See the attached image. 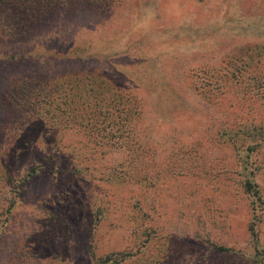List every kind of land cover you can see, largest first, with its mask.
Returning a JSON list of instances; mask_svg holds the SVG:
<instances>
[{"label":"rangeland","instance_id":"1","mask_svg":"<svg viewBox=\"0 0 264 264\" xmlns=\"http://www.w3.org/2000/svg\"><path fill=\"white\" fill-rule=\"evenodd\" d=\"M47 6L56 10L53 18L36 25L33 32L0 36V118L7 112L12 82L99 70L139 99L140 135L154 144V172L165 174L168 165L177 162L170 166L174 178L162 181L156 195L160 211L155 216L163 242L189 243L190 255L182 264H205L214 258L206 251L209 241L245 247L251 215L238 184L237 156L215 137L223 121L248 116L241 114L233 90L214 99L218 105H213L193 91V81L202 69L211 74L226 70L229 57L241 46L264 43V0H57ZM90 48L99 56L82 59L85 52L81 58L67 57L69 50ZM148 69L154 73L151 80L171 86L185 104L166 99L153 113L152 94L137 82H150L145 76ZM140 73L142 78L134 79ZM160 113H171L172 120L165 123ZM38 148L37 155L45 157L47 145L39 143ZM32 154L33 150L24 151L21 156L27 159ZM55 157L51 161L59 163ZM26 159H13V164L21 166ZM66 159L60 158L67 163ZM122 159L116 153L112 165ZM125 167L118 165V170ZM57 176L37 178L23 187L5 224L0 217V264H93L90 257L98 248L121 247L111 241L115 236L106 221L100 230L91 222L98 206L117 212L112 202L123 199L125 205L127 191L113 195V186L100 174ZM258 182L264 199V173ZM15 185L0 179V209L15 194ZM62 208L67 210L62 217L53 213ZM262 211L258 230L264 247ZM116 214L110 216L118 227Z\"/></svg>","mask_w":264,"mask_h":264},{"label":"trees","instance_id":"2","mask_svg":"<svg viewBox=\"0 0 264 264\" xmlns=\"http://www.w3.org/2000/svg\"><path fill=\"white\" fill-rule=\"evenodd\" d=\"M51 1L57 0H0V36L28 35L39 23L51 20L56 11L47 6ZM83 50H69L67 57L81 58L85 52L82 59L94 53L99 56L96 49ZM229 58L226 70L211 74L202 69L201 74L195 75L193 91L209 104L218 105L214 99L225 98L233 90L234 98L241 102V114L248 116L246 119L236 116L230 123L223 121L215 141L237 156L238 184L247 198L251 216L246 227V246L236 248L209 241L206 251L214 258L205 264H264V247L258 230L264 208L263 190L258 182L264 173V43L243 45ZM145 74L150 82H137L152 94L153 113L160 111L166 99L185 104L186 100L171 86H158L151 80L154 73L149 69ZM140 76L141 73L134 79ZM6 98L7 112L0 118V179L16 182L17 190L10 201L1 204L3 224L25 186L35 179L55 174L72 179L84 173L93 174L92 177L100 174L113 186V195H121L119 192L125 189L129 197L125 205L123 199L112 202L117 210L113 213L119 214L118 227L112 223L110 208L97 207L91 224L100 230L101 223L107 222L105 225L111 226L115 236L111 241L121 247L106 251L98 248L91 254L92 263L180 264L183 259L187 262L189 243L163 242V232L155 216L160 211L156 199L159 186L165 179L174 178L170 166L177 162L173 160L165 174L154 172L157 164L154 144L145 142L140 135L143 108L134 94L116 86L99 70L86 68L49 79H19L11 83ZM157 115L165 123L172 120L171 113ZM39 143L47 145V150L42 152H47L45 157L37 155ZM156 144L163 146L160 142ZM30 150L34 155L22 158V153ZM116 153L124 159L112 165ZM53 156L59 163L51 161ZM61 157H67V163ZM13 159L27 161L15 166ZM118 165L126 167L119 171ZM53 213L62 217L67 210L62 208Z\"/></svg>","mask_w":264,"mask_h":264}]
</instances>
